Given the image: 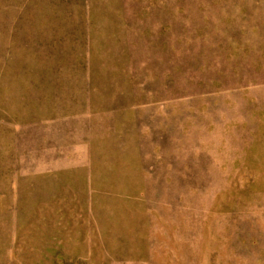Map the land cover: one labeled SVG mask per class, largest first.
Wrapping results in <instances>:
<instances>
[{
    "label": "rangeland",
    "instance_id": "obj_1",
    "mask_svg": "<svg viewBox=\"0 0 264 264\" xmlns=\"http://www.w3.org/2000/svg\"><path fill=\"white\" fill-rule=\"evenodd\" d=\"M0 264H264V0H0Z\"/></svg>",
    "mask_w": 264,
    "mask_h": 264
}]
</instances>
